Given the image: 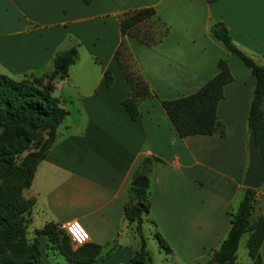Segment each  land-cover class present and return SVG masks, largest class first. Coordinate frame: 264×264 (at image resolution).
Segmentation results:
<instances>
[{
	"label": "crops",
	"instance_id": "crops-1",
	"mask_svg": "<svg viewBox=\"0 0 264 264\" xmlns=\"http://www.w3.org/2000/svg\"><path fill=\"white\" fill-rule=\"evenodd\" d=\"M143 7L155 10L146 22L167 28L150 45L120 32V17ZM219 21L239 49L264 64V0H0V73L15 80L43 76L58 51L78 50L68 75L53 82L52 94L66 115L24 193L34 202L28 213L31 237L47 223L62 228L77 220L89 232L87 243L101 248L92 264H126L141 241L124 207L138 164L149 156L150 211L143 216V237L146 223L152 244L161 250L158 232L170 246L164 252L173 264H206L226 238L230 213L243 196L255 86L251 70L213 35ZM122 42L153 94L138 101L134 120L121 104L132 95L115 59ZM220 58L232 76L217 106L224 136L180 137L160 101L197 91L217 74ZM260 214L264 184L250 222ZM260 254L264 264V238ZM236 261L237 252L231 264ZM45 263L59 264L51 253Z\"/></svg>",
	"mask_w": 264,
	"mask_h": 264
},
{
	"label": "trees",
	"instance_id": "trees-1",
	"mask_svg": "<svg viewBox=\"0 0 264 264\" xmlns=\"http://www.w3.org/2000/svg\"><path fill=\"white\" fill-rule=\"evenodd\" d=\"M214 1L217 0H206L208 3ZM154 15L152 7L124 13L119 19L121 34L131 37L140 24ZM162 28V32L153 40H137L145 45L155 43L167 32V28ZM211 31L230 53L243 61L254 76L255 86L247 121L249 130L254 129L258 156L264 168V64L257 63L234 44L223 22L214 23ZM125 49L122 42L115 52V59L132 92L131 97L124 99L121 104L134 120L140 115L138 101L150 98L153 94L139 75L127 71L126 63L121 58ZM77 58V47L72 46L54 55L51 72L43 76L28 75L15 80L0 73V264H46L45 258L50 253L46 248L48 241L56 245L57 255L63 256L67 264H92L101 253L100 246L90 243L73 249L64 230L52 223L35 229L31 241L26 237L27 217L34 202L24 197L22 191L29 188L37 164L45 158L56 138V129L66 115L59 99L52 94L53 82L66 77L69 67ZM217 66V74L194 93L160 101L180 137L213 134L224 136L225 130L218 118L217 106L223 97V87L232 81V76L224 58L218 60ZM104 77L105 84L109 87L112 84L110 72L106 71ZM151 173L152 158L145 156L138 164L133 180L141 175L149 180ZM242 190L243 196L237 209L230 213L231 226L228 234L206 264L233 263L240 238L245 233H248L246 246L252 264H261L264 215L260 214L250 222L257 190L246 187ZM149 211L150 189L130 185L124 217L135 225L141 244L126 264H151L142 234L143 216ZM59 235H62L61 240ZM154 237L161 249L171 251L160 233L156 232Z\"/></svg>",
	"mask_w": 264,
	"mask_h": 264
},
{
	"label": "rangeland",
	"instance_id": "rangeland-1",
	"mask_svg": "<svg viewBox=\"0 0 264 264\" xmlns=\"http://www.w3.org/2000/svg\"><path fill=\"white\" fill-rule=\"evenodd\" d=\"M162 30H163V28L159 23L154 22V21H152V22L149 21V22L140 24L139 27L134 30L133 35H131V37L136 39V40L137 39H139V40L140 39L141 40H143V39L144 40H146V39L147 40H153L158 36V34H160L162 32ZM121 58H122L123 62L126 63L127 71H130L132 74L136 75L135 71L133 70V64L131 62H129L128 52L126 51V49L123 52V55L121 56ZM25 191H26V189L22 191L23 195H24ZM145 224H144V228H145L144 239L146 241L147 249L149 251V254H150L151 260L153 261V264H173L172 260H171V256L169 254L166 255L163 249L160 250L157 246L152 244V242H153L152 235H150L149 232L147 231V226ZM26 237L30 241L33 239V237H31V234L28 233V220H27V227H26ZM59 239L60 240L62 239V235H59ZM246 240H247V235L244 234L241 237L239 245H238L237 261H236L237 264H251V259L248 255V251H247ZM44 242H45V239H44ZM71 246L73 249H76L79 247V246H76L73 244H71ZM46 248H47V251H50L51 256L53 255L55 262H59V264H63V258L61 256L57 255L58 253H56L57 250H56L55 244L48 241V242H46ZM54 252L56 254H54ZM165 257H167V260L165 259ZM127 260H125V262ZM123 264H125V263H123ZM151 264H152V262H151Z\"/></svg>",
	"mask_w": 264,
	"mask_h": 264
},
{
	"label": "water",
	"instance_id": "water-1",
	"mask_svg": "<svg viewBox=\"0 0 264 264\" xmlns=\"http://www.w3.org/2000/svg\"><path fill=\"white\" fill-rule=\"evenodd\" d=\"M263 184L264 168L258 156L254 129H250L248 137V166L243 177L242 185L246 188L258 190ZM131 185L146 189L149 187V180L146 176L141 175L136 177Z\"/></svg>",
	"mask_w": 264,
	"mask_h": 264
},
{
	"label": "built area",
	"instance_id": "built-area-1",
	"mask_svg": "<svg viewBox=\"0 0 264 264\" xmlns=\"http://www.w3.org/2000/svg\"><path fill=\"white\" fill-rule=\"evenodd\" d=\"M62 229L64 230L65 234L69 237L73 245L81 246L89 241V232L80 221H69L63 224ZM78 233L80 235H83L85 238L78 239Z\"/></svg>",
	"mask_w": 264,
	"mask_h": 264
},
{
	"label": "snow or ice",
	"instance_id": "snow-or-ice-1",
	"mask_svg": "<svg viewBox=\"0 0 264 264\" xmlns=\"http://www.w3.org/2000/svg\"><path fill=\"white\" fill-rule=\"evenodd\" d=\"M77 238H78V239H84L85 237H84L83 235L78 234V235H77Z\"/></svg>",
	"mask_w": 264,
	"mask_h": 264
},
{
	"label": "clouds",
	"instance_id": "clouds-1",
	"mask_svg": "<svg viewBox=\"0 0 264 264\" xmlns=\"http://www.w3.org/2000/svg\"><path fill=\"white\" fill-rule=\"evenodd\" d=\"M79 234V233H78Z\"/></svg>",
	"mask_w": 264,
	"mask_h": 264
}]
</instances>
